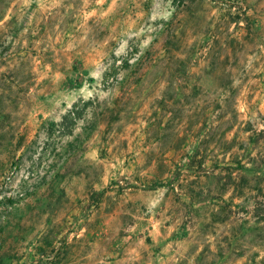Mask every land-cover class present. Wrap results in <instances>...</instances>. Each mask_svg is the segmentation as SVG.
<instances>
[{
    "label": "rangeland",
    "instance_id": "1",
    "mask_svg": "<svg viewBox=\"0 0 264 264\" xmlns=\"http://www.w3.org/2000/svg\"><path fill=\"white\" fill-rule=\"evenodd\" d=\"M0 264H264V0H0Z\"/></svg>",
    "mask_w": 264,
    "mask_h": 264
}]
</instances>
